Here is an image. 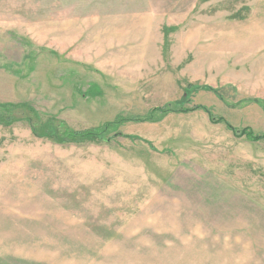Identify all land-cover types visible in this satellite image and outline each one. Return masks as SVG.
Masks as SVG:
<instances>
[{
    "label": "rangeland",
    "instance_id": "374dc122",
    "mask_svg": "<svg viewBox=\"0 0 264 264\" xmlns=\"http://www.w3.org/2000/svg\"><path fill=\"white\" fill-rule=\"evenodd\" d=\"M186 83L224 97L189 107L264 134V0H0V102L78 130ZM117 130L56 143L0 125V264H264L263 142L202 110Z\"/></svg>",
    "mask_w": 264,
    "mask_h": 264
},
{
    "label": "trees",
    "instance_id": "16d2710c",
    "mask_svg": "<svg viewBox=\"0 0 264 264\" xmlns=\"http://www.w3.org/2000/svg\"><path fill=\"white\" fill-rule=\"evenodd\" d=\"M182 90L183 95L178 100L168 101L161 106L152 107L144 115L126 116L118 114L113 118V120L104 121L102 124L95 127L78 130L73 129L65 120L54 114L37 111L34 106L27 101L21 100L14 103L0 102V125L9 126L17 121H25L27 122L31 133L34 136L48 138L56 143L85 141L108 142L112 140L114 136H121V133L118 132L117 128L126 121L153 122L163 118L170 112L187 113L190 111L202 110L207 113L208 118L212 122L223 123L224 126L229 129L234 136L243 137L248 141H261L264 143V134L254 132L250 127L247 126L236 128L224 118L216 117L212 113L210 107L200 104H193L190 105V107L188 106L191 103L192 94L197 91H212L213 93L217 94L220 99L224 100L223 95L217 88H213L209 85L186 83ZM229 105L236 107V104ZM258 105L264 108V101L261 100V103Z\"/></svg>",
    "mask_w": 264,
    "mask_h": 264
}]
</instances>
